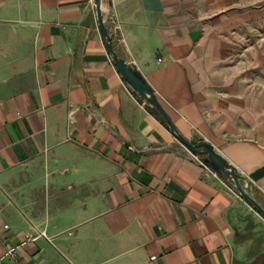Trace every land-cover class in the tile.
<instances>
[{
	"label": "crops",
	"instance_id": "crops-1",
	"mask_svg": "<svg viewBox=\"0 0 264 264\" xmlns=\"http://www.w3.org/2000/svg\"><path fill=\"white\" fill-rule=\"evenodd\" d=\"M101 9L264 207V0ZM195 156L117 73L95 0H0V264H264V218Z\"/></svg>",
	"mask_w": 264,
	"mask_h": 264
},
{
	"label": "water",
	"instance_id": "water-1",
	"mask_svg": "<svg viewBox=\"0 0 264 264\" xmlns=\"http://www.w3.org/2000/svg\"><path fill=\"white\" fill-rule=\"evenodd\" d=\"M95 11L101 39L106 51L121 79L131 93L142 100L154 115H160L164 125L171 131L176 140L190 153L201 157V162L218 176L223 177L234 187L240 197L264 218V207L251 195L250 183L236 169L219 154L213 145L203 139L189 141L179 132L156 92L148 83L141 71L133 64L119 57L113 47L114 30L105 26L102 16L101 0H95Z\"/></svg>",
	"mask_w": 264,
	"mask_h": 264
},
{
	"label": "built area",
	"instance_id": "built-area-1",
	"mask_svg": "<svg viewBox=\"0 0 264 264\" xmlns=\"http://www.w3.org/2000/svg\"><path fill=\"white\" fill-rule=\"evenodd\" d=\"M144 105H145V103H144ZM195 157H196V159H197L201 164H203V163L201 162V159H200L199 156L196 155ZM203 165H204V164H203ZM6 228H7V226H6ZM7 255L13 256V255H14V250H10L9 253H8Z\"/></svg>",
	"mask_w": 264,
	"mask_h": 264
},
{
	"label": "trees",
	"instance_id": "trees-1",
	"mask_svg": "<svg viewBox=\"0 0 264 264\" xmlns=\"http://www.w3.org/2000/svg\"><path fill=\"white\" fill-rule=\"evenodd\" d=\"M156 116H158V117L160 118V120L164 123V121H163V119L161 118L160 115H156ZM164 124H165V123H164Z\"/></svg>",
	"mask_w": 264,
	"mask_h": 264
}]
</instances>
